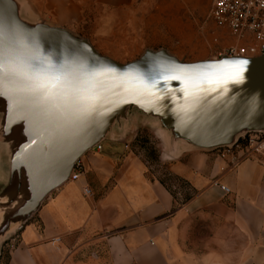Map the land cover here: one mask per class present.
Masks as SVG:
<instances>
[{
  "label": "water",
  "instance_id": "obj_1",
  "mask_svg": "<svg viewBox=\"0 0 264 264\" xmlns=\"http://www.w3.org/2000/svg\"><path fill=\"white\" fill-rule=\"evenodd\" d=\"M5 24L18 26L32 54L62 69L71 86L45 115L20 84L0 81V253L77 161L105 141L121 142L139 118L160 126L164 161L264 134V53L185 62L146 49L120 63L89 39L32 16L22 0H0V28ZM239 60L248 63H233Z\"/></svg>",
  "mask_w": 264,
  "mask_h": 264
},
{
  "label": "crops",
  "instance_id": "obj_2",
  "mask_svg": "<svg viewBox=\"0 0 264 264\" xmlns=\"http://www.w3.org/2000/svg\"><path fill=\"white\" fill-rule=\"evenodd\" d=\"M22 1L32 16L93 46L94 37L112 34L116 22L129 19L136 2ZM233 159L220 149L188 150L166 161L168 175L188 186L186 200L177 203L131 149L105 141L101 151L80 159L78 178L55 189L3 245L0 264H73L82 249L94 250L96 259L104 252L108 264H264V163L249 156L234 165Z\"/></svg>",
  "mask_w": 264,
  "mask_h": 264
},
{
  "label": "rangeland",
  "instance_id": "obj_3",
  "mask_svg": "<svg viewBox=\"0 0 264 264\" xmlns=\"http://www.w3.org/2000/svg\"><path fill=\"white\" fill-rule=\"evenodd\" d=\"M135 1L126 15L129 19L116 22L112 34L104 33L98 38H93L94 48L101 55L120 63H127L139 58L146 49L163 48L185 62L221 57L218 53L227 44L212 41L213 27L208 19V13L213 0ZM241 140V143H244V140ZM121 143L127 145L128 149L141 159L148 168L149 177L155 173L162 177L177 203L186 200L188 186L180 179L169 176L166 171V161L163 160L164 135L157 123L139 118L135 126L126 131ZM1 186L0 182V189ZM34 217L35 215L32 218ZM192 240V243L197 241ZM190 248L201 249L203 246L191 244ZM4 253L7 254V249ZM94 253L92 249H82L74 256L72 263L108 264L104 252L98 259Z\"/></svg>",
  "mask_w": 264,
  "mask_h": 264
},
{
  "label": "built area",
  "instance_id": "obj_4",
  "mask_svg": "<svg viewBox=\"0 0 264 264\" xmlns=\"http://www.w3.org/2000/svg\"><path fill=\"white\" fill-rule=\"evenodd\" d=\"M208 19L213 27L212 41L227 44L218 56L252 58L264 53V0H213ZM243 140L244 143L225 149L226 153H234L233 164L249 156L264 163V134H248ZM101 145L92 150L101 151ZM124 147L128 149L127 145ZM82 171L79 160L74 164L68 180H76ZM218 187L224 193H229L226 186ZM83 193L90 195L91 191L84 188Z\"/></svg>",
  "mask_w": 264,
  "mask_h": 264
},
{
  "label": "snow or ice",
  "instance_id": "obj_5",
  "mask_svg": "<svg viewBox=\"0 0 264 264\" xmlns=\"http://www.w3.org/2000/svg\"><path fill=\"white\" fill-rule=\"evenodd\" d=\"M25 34L19 27L11 28L5 24L0 28V81L18 83L21 91L28 94L30 103L40 108L41 114H50L65 100L60 89L70 87L63 82V70L47 66L32 54L23 43ZM247 64L246 60L234 61Z\"/></svg>",
  "mask_w": 264,
  "mask_h": 264
},
{
  "label": "trees",
  "instance_id": "obj_6",
  "mask_svg": "<svg viewBox=\"0 0 264 264\" xmlns=\"http://www.w3.org/2000/svg\"><path fill=\"white\" fill-rule=\"evenodd\" d=\"M241 142H242V140L239 141V143H241Z\"/></svg>",
  "mask_w": 264,
  "mask_h": 264
}]
</instances>
